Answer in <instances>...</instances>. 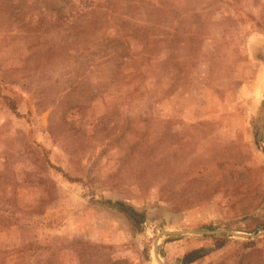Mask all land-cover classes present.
I'll return each mask as SVG.
<instances>
[{"label": "rangeland", "instance_id": "obj_1", "mask_svg": "<svg viewBox=\"0 0 264 264\" xmlns=\"http://www.w3.org/2000/svg\"><path fill=\"white\" fill-rule=\"evenodd\" d=\"M264 264V0H0V264Z\"/></svg>", "mask_w": 264, "mask_h": 264}, {"label": "water", "instance_id": "obj_2", "mask_svg": "<svg viewBox=\"0 0 264 264\" xmlns=\"http://www.w3.org/2000/svg\"><path fill=\"white\" fill-rule=\"evenodd\" d=\"M220 232H228V233H232L228 230H198V229H189V230H177V231H164L162 232L156 239L155 241V254L156 257L158 259V261L161 264H166L160 257L159 253H158V240L160 238L161 235H171V234H188V233H194V234H216V233H220ZM241 237H246V238H256L259 236L264 235V232H261L259 234H235Z\"/></svg>", "mask_w": 264, "mask_h": 264}]
</instances>
